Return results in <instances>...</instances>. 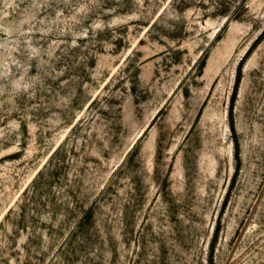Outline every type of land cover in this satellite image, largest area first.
Here are the masks:
<instances>
[{"label":"rangeland","instance_id":"rangeland-1","mask_svg":"<svg viewBox=\"0 0 264 264\" xmlns=\"http://www.w3.org/2000/svg\"><path fill=\"white\" fill-rule=\"evenodd\" d=\"M0 264H264V0H0Z\"/></svg>","mask_w":264,"mask_h":264},{"label":"trees","instance_id":"trees-1","mask_svg":"<svg viewBox=\"0 0 264 264\" xmlns=\"http://www.w3.org/2000/svg\"><path fill=\"white\" fill-rule=\"evenodd\" d=\"M239 79H240V74L238 75V81H239Z\"/></svg>","mask_w":264,"mask_h":264}]
</instances>
